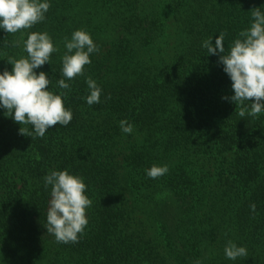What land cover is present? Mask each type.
<instances>
[{"label":"trees","instance_id":"trees-1","mask_svg":"<svg viewBox=\"0 0 264 264\" xmlns=\"http://www.w3.org/2000/svg\"><path fill=\"white\" fill-rule=\"evenodd\" d=\"M258 7L264 0H51L43 22L0 30V71L27 56L29 32L51 36L59 51L36 71L51 79L48 90L68 91L72 111L67 127L38 138L0 109V264H264V113L241 118L222 99L231 81L201 46L223 33L227 54ZM78 29L100 51L69 91L57 80L64 40ZM85 76L102 88L100 103L85 102ZM152 165L169 171L151 179ZM64 169L83 178L92 201L74 244L45 228L43 178ZM229 240L248 255L227 260Z\"/></svg>","mask_w":264,"mask_h":264},{"label":"clouds","instance_id":"clouds-1","mask_svg":"<svg viewBox=\"0 0 264 264\" xmlns=\"http://www.w3.org/2000/svg\"><path fill=\"white\" fill-rule=\"evenodd\" d=\"M51 0H0V30L15 34L32 28L46 19ZM252 22L241 30L227 54H225L224 34L210 35L202 41L208 55H219L223 71L231 81L232 95L222 97L239 105L238 115L253 118L264 113V11L261 7L251 10ZM26 57L9 61L11 71H0V109L20 125H31V131L20 127L21 134L43 138L53 126L67 127L72 120V111L65 107L64 99L68 91L55 94L48 90L51 79L44 71L37 72L45 64L50 65L53 53L59 51L47 32H29L22 41ZM20 41H17L19 46ZM64 54L61 57V76L57 80L60 89L70 91L69 81L84 76L85 66L91 64V56L100 49L90 33L83 29L72 32L71 38L64 40ZM89 94L84 97L91 106L100 103L102 88L91 77L85 76ZM252 101L249 103V101ZM250 105V108H249ZM124 134H132L134 125L126 119L120 122ZM169 171L168 165H152L145 170L147 177L157 179ZM44 187H50L46 213V231L57 243H78L79 237L88 225L86 210L92 201L85 194L87 186L79 175L67 169L51 170L43 178ZM251 213H256V204L249 205ZM225 258L235 262L246 257L248 250L229 240L224 247ZM196 264H202L197 260Z\"/></svg>","mask_w":264,"mask_h":264},{"label":"rangeland","instance_id":"rangeland-1","mask_svg":"<svg viewBox=\"0 0 264 264\" xmlns=\"http://www.w3.org/2000/svg\"><path fill=\"white\" fill-rule=\"evenodd\" d=\"M151 232H152V229H150V230L148 231L149 234H151Z\"/></svg>","mask_w":264,"mask_h":264}]
</instances>
